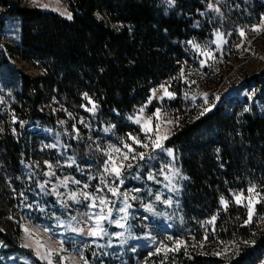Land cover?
<instances>
[{"label": "rangeland", "instance_id": "rangeland-1", "mask_svg": "<svg viewBox=\"0 0 264 264\" xmlns=\"http://www.w3.org/2000/svg\"><path fill=\"white\" fill-rule=\"evenodd\" d=\"M199 1L205 11L198 15L211 33L202 42L186 43L192 53L179 74L153 88L146 102L132 114L105 119L97 104L85 95L80 103L71 104L43 89L39 106L42 120L29 123L27 132L33 138L27 161L6 139L8 125L0 121V180L7 188L6 203L0 206V264H33L32 259L48 264L47 259H41L48 252L52 253L53 264H193L195 258L202 264H221L239 253L242 242L222 239L217 218L186 215L182 197L188 179L179 157L165 147V142L180 128L181 120H195L217 106L242 112L258 109L264 114V96L250 84L264 71V0ZM4 2L10 8L39 9L72 19L66 0ZM166 4L173 6L171 0ZM62 12L70 13L71 19ZM96 17L105 19L100 12ZM256 26L259 32L252 30ZM19 31L18 21L7 18L6 9L0 7V75L12 79L22 73L39 78L41 73L35 65L22 60L17 47ZM165 88L173 94L171 98L165 95ZM176 97L183 108L170 111L169 102ZM5 105L0 96V110ZM157 134L162 147L154 149L152 141ZM165 135L167 139H163ZM129 137L147 147L133 143ZM125 144L134 152L129 153ZM112 148H119L129 159L123 160ZM109 155L125 165L121 169L122 184L105 171ZM133 155L137 159H131ZM105 184L117 185L118 194L113 196ZM250 187L259 197L248 192ZM83 193L92 199H85ZM237 195L243 197L241 204L236 203ZM249 196L254 215L245 225L262 228L264 215H258L257 210L264 206V200L256 201L264 197L263 185L235 188L224 200L227 207L220 204V211H236L239 207L247 221ZM99 197L107 201L106 206L99 204ZM93 203L96 207H90ZM125 203L129 205L126 209ZM101 208L106 217L101 221L104 232L93 237L89 232L96 229V214ZM136 208L145 221L137 219ZM177 241L182 242L179 247Z\"/></svg>", "mask_w": 264, "mask_h": 264}, {"label": "trees", "instance_id": "trees-1", "mask_svg": "<svg viewBox=\"0 0 264 264\" xmlns=\"http://www.w3.org/2000/svg\"><path fill=\"white\" fill-rule=\"evenodd\" d=\"M171 1L169 7L166 0H66L72 19L65 20L53 12L10 8L0 0L7 18L19 23L22 60L41 73L39 78L0 75L6 104L0 121L8 125L6 139L20 157L27 161L31 155L33 138L27 132L29 123L42 120L43 89L71 104L85 95L107 119L132 114L153 88L179 74L192 53L186 43L202 42L211 29L198 15L205 11L199 0ZM250 84L264 96V71ZM181 108L179 97L169 102L170 111ZM165 147L179 157L188 179L182 197L186 215L215 217L222 239L242 242L239 253L221 264H261L264 226L247 227L241 208L221 213L220 204L235 188L264 186V114L217 106L195 120H181ZM6 189L0 180V206L6 203ZM257 214L264 215V206ZM193 264L202 262L195 258Z\"/></svg>", "mask_w": 264, "mask_h": 264}, {"label": "snow or ice", "instance_id": "snow-or-ice-1", "mask_svg": "<svg viewBox=\"0 0 264 264\" xmlns=\"http://www.w3.org/2000/svg\"><path fill=\"white\" fill-rule=\"evenodd\" d=\"M41 7H47V5H41ZM209 7H211V5H209ZM61 14L62 15H67V18L71 19V14L70 13L62 12ZM252 30L256 31V32H259L260 31V27L256 26ZM240 35H241V37H244L245 33L243 31H241ZM217 37L219 38V33H217ZM193 47L197 48L198 46L194 44ZM218 47H219V45H218ZM240 47H241L240 45L237 46L238 49ZM245 51H247V49H245ZM204 55L207 56L210 59L212 58V54L210 52H205ZM201 67H204V61H201ZM182 75H183V73H182ZM164 91H165V95H167L169 98L172 97L173 94L168 92L167 88H165ZM205 97H206V94H205ZM205 102L207 103V99H205ZM93 108H95V105H93ZM141 111H143V109H141ZM136 122L139 123V120H137ZM145 131H147V127L146 126H145ZM158 132H159V125H157V133ZM129 139H132L133 143L139 144L141 147H147V145L141 144L140 141L136 140L133 137H129ZM163 139H167V136L165 135L163 137ZM152 145H153L154 149L162 147L161 137L158 134H157L156 140L152 141ZM124 147L127 148L129 153L134 152V149L132 147H130L129 145L125 144ZM112 151L116 152V153H120V155L122 156L123 160H128L129 159V156L126 153H122L119 148H112ZM168 154L171 155V151L170 150H169ZM139 158L143 159L144 158V154L140 153L139 154ZM131 159L135 160V159H137V156L133 155L131 157ZM105 163H106V165H108V167L105 168V171L108 172L109 175L113 176L116 180H120L121 169L123 167H125V165L123 163H119L118 164L116 160H113L111 155H109V161H106ZM127 167L131 168L132 165L128 164ZM151 178L152 177L150 176L149 179H151ZM61 183L63 184L65 182L62 181ZM76 183H79V182L76 181ZM101 183H104L103 179L101 180ZM120 183L122 184L123 181L120 180ZM105 186L108 187V190L112 193L113 196H116L118 194V186L117 185L108 186L107 184H105ZM40 187L43 188L44 186L41 185ZM85 187H87V185H85ZM97 191L99 192L100 189H97ZM248 192L251 193V194H254L257 197H259V193H256L254 187H250L248 189ZM83 195L85 196V199H92V197H90L87 193H83ZM75 198H76V194L73 193L72 194V199H75ZM125 198L127 199V197H125ZM98 199H99V204L100 205H102V206H106L107 205V201L103 197H99ZM156 199L159 200L160 197L157 196ZM235 199H236V203L237 204H241L243 197L241 195H237L235 197ZM247 199H248V204H247V207H248V219H247V221H245L246 224L252 222V218H253V215H254L253 199H252L251 196H249ZM260 200H264V197H260V199H258L256 202H260ZM221 204L225 205V208L227 207V204H226V202L223 199H221ZM90 207H96V204L93 203L92 205H90ZM127 207H129V205L127 203H125V209ZM121 211H124V209H121ZM149 211H151L150 208H149ZM110 214L111 213L109 211L108 215H110ZM104 219H106V217L103 214V208H101V212L96 214V229L89 232L90 236L96 237V236H99L102 232H104V229H103V227L101 225V221H103ZM214 219H215V217L213 218V220ZM261 219H264V217H261ZM120 226L123 227V225H120ZM76 231H81V230H76ZM205 240H207V236H205ZM176 243H177V247H179L182 242L181 241H177ZM25 246H27V245H25ZM37 255H40V253L38 252ZM51 256H52V253L48 252L45 256H41V259H47L48 260V264H53V261L50 258ZM61 260H63V258H61Z\"/></svg>", "mask_w": 264, "mask_h": 264}, {"label": "built area", "instance_id": "built-area-1", "mask_svg": "<svg viewBox=\"0 0 264 264\" xmlns=\"http://www.w3.org/2000/svg\"><path fill=\"white\" fill-rule=\"evenodd\" d=\"M136 210H139L138 208H136ZM139 221H145V216L143 215V213H141V211L139 210V217H137Z\"/></svg>", "mask_w": 264, "mask_h": 264}]
</instances>
